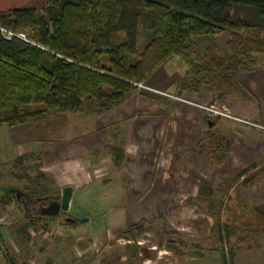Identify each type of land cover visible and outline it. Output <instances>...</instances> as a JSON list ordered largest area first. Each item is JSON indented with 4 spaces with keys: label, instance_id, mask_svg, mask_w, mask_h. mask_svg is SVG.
Segmentation results:
<instances>
[{
    "label": "crops",
    "instance_id": "obj_1",
    "mask_svg": "<svg viewBox=\"0 0 264 264\" xmlns=\"http://www.w3.org/2000/svg\"><path fill=\"white\" fill-rule=\"evenodd\" d=\"M45 4L46 0H0V10ZM219 36H195L204 38L191 43L204 56L208 46L219 43L215 40ZM175 57L170 59L175 67L166 63L147 81L174 78L162 88L189 103L138 88L106 112H65L15 126L0 125V146L10 152L0 160L9 177L0 179L14 181L18 159L35 154L39 168L48 172L59 190L42 187L32 197L60 195L70 186V207L82 193L94 189L118 199L109 206L114 218L110 226L92 225L84 232L74 222L57 220L49 225L48 221L49 238L30 240L24 236V230L33 227L25 225L30 218L22 202L12 203L14 191H28L30 183H17L13 192H5L8 201L0 199V264H223L226 257L211 246L208 204L218 197L224 224L264 205V130L210 115L201 106L264 125V52L254 55L253 68L239 72L237 84L225 87L222 96L210 85L178 94L176 84L191 65ZM223 148L227 151L218 165L212 151ZM111 187L118 189L116 193L109 191ZM20 220L25 223L18 228ZM138 225V240L124 241ZM165 231L180 240L163 241ZM147 234L156 240H145ZM238 249L231 264H238ZM261 252L262 259L264 248Z\"/></svg>",
    "mask_w": 264,
    "mask_h": 264
},
{
    "label": "trees",
    "instance_id": "obj_2",
    "mask_svg": "<svg viewBox=\"0 0 264 264\" xmlns=\"http://www.w3.org/2000/svg\"><path fill=\"white\" fill-rule=\"evenodd\" d=\"M0 26L29 28L40 46L0 33V125L7 126L65 112H106L175 56L191 65L176 84L178 94L210 85L222 96L264 52V0H46L43 7L1 10ZM222 34L226 53L215 46L204 56L190 53L193 37ZM226 151H212L218 165ZM26 191L20 202L27 217L50 221L31 209L46 201ZM212 200L208 215L216 218ZM235 250L223 264L232 263Z\"/></svg>",
    "mask_w": 264,
    "mask_h": 264
},
{
    "label": "rangeland",
    "instance_id": "obj_3",
    "mask_svg": "<svg viewBox=\"0 0 264 264\" xmlns=\"http://www.w3.org/2000/svg\"><path fill=\"white\" fill-rule=\"evenodd\" d=\"M141 21H142V23H140L141 34L138 38V43H137L139 49H141L143 45L145 44L144 43L145 42L144 32H145L146 27L143 26V21H144L143 16H142ZM1 27H4V26H1ZM12 31L24 32L28 34L30 38L32 35V30L29 28H22V29L12 30ZM200 38H204V37H193L191 40H197ZM206 38H211V37L206 36ZM215 40H217V43L219 42L215 46H216V49L217 48L219 49L220 54L226 53L225 52L226 50L225 42L228 40V36L222 34L219 37H217ZM197 50L199 51L196 43H191L190 51H192V56L194 52H197ZM174 58H177V57H174ZM167 63L169 67L171 65L175 67L176 62L170 60ZM174 81H175L174 78L168 77V80L166 78L162 82L159 81L156 83H153V82L150 83L149 81H145V82H140V83L146 84L156 90L165 91L162 87L170 85ZM140 90L146 91L147 93L157 94L154 91H150V90H145V89H140ZM2 146H0V148ZM2 148L4 150H2L3 153L0 155L1 162H3V159L6 158L4 153L9 152V149H7V146H4ZM37 158H38L37 155L31 154L29 157L25 159H21V160L18 159L17 161L18 164H15V166H20V168L15 170L16 172L17 171L18 172L16 173V176H15L16 178L14 181L7 180L4 178L0 179L1 180L0 182L1 190L0 191L1 192L3 191V193L0 192L1 194L0 199H2L3 202L6 199V197L4 196L6 190L9 191L10 189L14 188V186H17L16 185L17 183H21V182L28 181L30 183V185L28 186V194L31 196L35 194L36 192L35 190L41 189L42 187H44L43 189L44 191H49V192L50 191L52 192L53 190L54 191L59 190L58 185H56V183H54L52 178H50V176L48 175V172L42 168H39ZM9 159L12 161L13 160L12 156H9ZM6 161H8V159H6ZM6 169L8 170V167L0 168V178L4 177L5 175L9 177ZM41 173H44V176H42ZM27 175L29 176L31 181L28 179ZM117 190L118 189L115 187L109 188V191L112 193H116ZM21 191H26V189L23 188V190ZM212 198H213L212 205H213V208L216 210V211L214 210V212L217 214L216 218L212 214L214 217V218L212 217V227L210 231V238H211L210 241H212V244H211L212 249H215L214 251H216L218 254L219 253L223 254L227 260L229 257V252L234 248H239L238 249L239 252L237 253V260H238L237 263L238 264H264V258L262 257L261 259L259 257V254L262 253L261 249L264 248V205H259L260 210H258L257 213L254 212L248 215L244 214V216L242 217L237 215L236 219L233 221V222H236L235 224H232L233 222L230 224H224L222 222V216L220 213V205H221L220 202L221 201L218 199V197L213 196ZM8 200L9 199H6V201ZM117 200L118 199H116L115 196L114 198L110 196V193L108 191L103 192L102 190L94 189L92 192L82 193L81 196L78 198V201L75 202V204H73L72 207L69 206L67 210V215L70 214L75 219L74 220V224L76 225L75 227H77L78 229L84 232L88 230V228L92 225L95 226L98 224L99 226H102V227L110 226L114 218L112 216V213H110L109 206L110 204L117 202ZM12 203L16 204L17 202L13 200ZM18 216L23 218L24 213L20 211V214ZM88 218H89V221L87 223V221L85 220ZM14 219H16V217H14ZM27 220L28 222H26L27 224L25 225H29L30 227V225L32 224L35 230L33 231L34 229L33 227H30L29 231L24 230L25 238H30V240L31 238H37V237H41L45 239L49 238L50 230L49 231L47 230L48 228L46 226L47 224L42 223L39 220H35V219L33 220V218H30ZM57 220L63 222L62 216H60ZM227 220L228 221L230 220L229 217ZM20 221H21V223L19 222L20 225L17 224L18 228H20L22 223H25V222H22L23 220H20ZM54 221L55 220H52V221L50 220L49 225L53 224ZM138 227L139 225L133 228L134 235H132L133 232H131L129 236L125 235L128 238H125L123 240L125 241L126 239H128L129 241H137L139 238L137 235L138 230H135V229H137ZM166 232L167 231H165L164 235L162 236L163 241H178L179 236L177 234L172 233V232L171 233H166ZM143 238H145V240L147 241L156 240L152 238L151 234H147L146 237H143ZM183 241H186V240H183ZM250 247H252L253 250H255L256 252L258 251L257 252L258 254L255 252L250 253L248 250Z\"/></svg>",
    "mask_w": 264,
    "mask_h": 264
},
{
    "label": "built area",
    "instance_id": "obj_4",
    "mask_svg": "<svg viewBox=\"0 0 264 264\" xmlns=\"http://www.w3.org/2000/svg\"><path fill=\"white\" fill-rule=\"evenodd\" d=\"M0 33L3 36V38H5L6 40H11L13 38H17V39H20V40H22L24 42H27L29 44L39 46L29 37L28 34H26L24 32L12 31L10 29H7V28H4V27L0 26ZM135 86H137L140 89L154 91L155 93H157V94H159L161 96L170 98L172 100H178V101H183V102L189 103V101H187L185 98L179 97V96H177L175 94L168 93L166 91L153 89L150 86H148L146 84H143V83H140V82L139 83H135ZM201 107L205 111H207L210 115L228 116V117H231V118L235 119L236 121L241 122L243 124H246V125L253 126V127L258 128V129L264 130V125H262V124H258V123H254V122H251V121H248V120H245V119H241V118L230 116L227 113H224L223 111H219L218 109H215L213 107H207V106H201Z\"/></svg>",
    "mask_w": 264,
    "mask_h": 264
},
{
    "label": "water",
    "instance_id": "obj_5",
    "mask_svg": "<svg viewBox=\"0 0 264 264\" xmlns=\"http://www.w3.org/2000/svg\"><path fill=\"white\" fill-rule=\"evenodd\" d=\"M9 191H12V190H9ZM9 191H6V192H9ZM71 191L72 190L70 186H65L62 189V192L60 195H48L44 197H36L37 199H44L46 201L45 204L41 206L39 209L40 215L46 216L48 217V219L56 221L61 216L60 213H67V210L69 208V200L71 196ZM21 194H22V191L15 190L13 194L14 199H16L17 201H20ZM65 220L69 222H74L75 219L67 215Z\"/></svg>",
    "mask_w": 264,
    "mask_h": 264
},
{
    "label": "flooded vegetation",
    "instance_id": "obj_6",
    "mask_svg": "<svg viewBox=\"0 0 264 264\" xmlns=\"http://www.w3.org/2000/svg\"><path fill=\"white\" fill-rule=\"evenodd\" d=\"M44 204H45V202H41V203L37 204L36 206H33V205H32V207H31V209H33L34 211L37 212V216L40 217V219H42V220H46V219H48V217H46V216H41L40 213H39V209H40V207L43 206ZM60 215L62 216L63 220H65L66 217H67V214H66V213H60ZM60 215H59V216H60Z\"/></svg>",
    "mask_w": 264,
    "mask_h": 264
}]
</instances>
